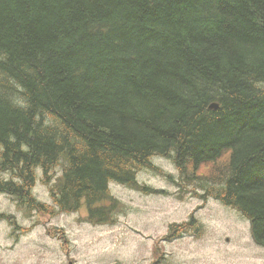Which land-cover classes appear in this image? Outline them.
<instances>
[{
  "label": "trees",
  "instance_id": "16d2710c",
  "mask_svg": "<svg viewBox=\"0 0 264 264\" xmlns=\"http://www.w3.org/2000/svg\"><path fill=\"white\" fill-rule=\"evenodd\" d=\"M157 156L264 247V0H0V193L29 218L85 204L111 224L109 181L161 192L138 180ZM57 165L49 207L35 169Z\"/></svg>",
  "mask_w": 264,
  "mask_h": 264
},
{
  "label": "rangeland",
  "instance_id": "374dc122",
  "mask_svg": "<svg viewBox=\"0 0 264 264\" xmlns=\"http://www.w3.org/2000/svg\"><path fill=\"white\" fill-rule=\"evenodd\" d=\"M7 87L13 95L18 93L17 85ZM53 125L63 129L60 123ZM152 162L158 169L140 170L139 180L166 193L142 194L110 183L124 204L111 224L89 222L85 204L77 211L29 218L0 194V212L15 214L22 229L40 222L27 233H14L7 221L0 220V264H163L160 261L166 259L169 264H264V248L255 242L248 218L196 183H187L172 159L154 157ZM63 172L62 165L48 172L35 169L34 192L49 207L55 205L53 191ZM190 215H195L197 226L183 225L185 232L177 227L168 234L169 225Z\"/></svg>",
  "mask_w": 264,
  "mask_h": 264
},
{
  "label": "water",
  "instance_id": "95a60500",
  "mask_svg": "<svg viewBox=\"0 0 264 264\" xmlns=\"http://www.w3.org/2000/svg\"><path fill=\"white\" fill-rule=\"evenodd\" d=\"M212 105H213V107H216V108L218 107V105L216 103H213Z\"/></svg>",
  "mask_w": 264,
  "mask_h": 264
},
{
  "label": "bare ground",
  "instance_id": "6f19581e",
  "mask_svg": "<svg viewBox=\"0 0 264 264\" xmlns=\"http://www.w3.org/2000/svg\"><path fill=\"white\" fill-rule=\"evenodd\" d=\"M227 181V180H226ZM150 185V184H149ZM83 263V262H82ZM120 264V263H119Z\"/></svg>",
  "mask_w": 264,
  "mask_h": 264
}]
</instances>
